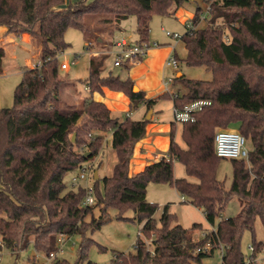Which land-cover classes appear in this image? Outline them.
Masks as SVG:
<instances>
[{"label":"trees","instance_id":"obj_1","mask_svg":"<svg viewBox=\"0 0 264 264\" xmlns=\"http://www.w3.org/2000/svg\"><path fill=\"white\" fill-rule=\"evenodd\" d=\"M186 0H77L61 7L65 0H0V25L20 36L29 33L40 44V66L25 67L14 90V104L0 108V237L5 247L19 258L33 243L36 252L48 255L57 248L59 235H79V257L85 264L87 247L94 232L110 220L108 209L117 217L138 221L144 237L136 251H114L112 264H194L222 253L223 264H259L264 241L255 236L257 219L264 225V0L211 1L209 24L186 30L182 40L187 48L183 59L189 66H205L210 80L174 77L183 87L147 98L143 90L134 91L135 81L112 71L102 72L103 60L91 57L85 80L89 93L103 87L122 91L130 98L131 108L144 104L147 110L158 102L172 99L174 107L205 100L195 111L194 120L183 121L182 146L175 138L178 124L171 123L168 156L147 164L130 175L135 144L145 136L150 119H120L103 102L85 97L80 104H68L60 97L64 83L60 75V54L70 46L65 39L69 28L91 31L86 14L119 23L130 15L137 20L136 41L150 40L153 14L167 15ZM203 9L192 17L196 23ZM99 29H93L98 39ZM99 34V31H98ZM88 40L87 49H91ZM1 64V63H0ZM123 69L129 68L127 64ZM184 88V89H183ZM236 126L253 147L249 163L230 158L233 177L228 188L218 177L222 158L215 151L217 128ZM94 131L98 133L94 134ZM112 131L117 162L111 175L95 178L93 205H83L86 189L67 185L66 176L79 170L102 150L106 134ZM73 134L75 138L73 139ZM174 161L181 162L189 177L174 174ZM150 182L168 183L201 208L212 229L202 223L185 227L166 204L157 219L159 204L147 199ZM241 201L239 211L221 217L231 196ZM98 208V215L95 209ZM132 209L133 217L125 216ZM204 230L196 238L195 230ZM249 231L253 251L246 255L242 239ZM206 242L210 252L198 251ZM28 264H36L33 262ZM51 264H79L57 258Z\"/></svg>","mask_w":264,"mask_h":264},{"label":"rangeland","instance_id":"obj_2","mask_svg":"<svg viewBox=\"0 0 264 264\" xmlns=\"http://www.w3.org/2000/svg\"><path fill=\"white\" fill-rule=\"evenodd\" d=\"M77 0H72L69 3H73ZM207 2L205 0H186L183 5L176 11H172L171 14L161 15L153 14L150 20V40L157 41L163 45L168 41L174 43L175 40L180 41L177 45V52L180 56L179 67L174 68L167 65L166 67V77H176L178 72L184 71L186 76L190 79L198 80H210L212 78V72L208 70L205 66H189L184 60L185 49L183 48V43L181 38L172 39L166 34V31L176 32L182 35L186 31V24L192 20V17L198 7H201L203 11L207 9ZM110 20L107 22H100V16L94 13L86 14L85 18L91 29H99L97 35L102 37L104 43L100 44L94 34V31L84 32L76 28H69L65 34V39L70 43V46L65 50V52L60 54V62L67 61L69 63V68L63 69L60 66V75L64 80L61 86L60 94L61 99L68 104H74L76 101L80 102L85 98L87 91L85 89V80L89 76V58L90 53L92 57L97 59H104L103 65L111 60V56H108L110 47L108 45L111 42L112 34L124 35L129 37L130 40H135L137 37L136 26L137 20L135 15H130L128 18L123 19L120 23L115 20L114 16H110ZM186 20V21H185ZM209 24L208 20L201 22L198 27H203ZM103 31V32H102ZM24 33V32H23ZM33 38V37H32ZM34 39V38H33ZM92 40V48L87 49L88 40ZM175 41V42H178ZM33 46L30 47L26 45L31 53L28 54L30 59L28 62L25 60V54L20 53L17 65L13 68V71H9L4 79L2 80V94L4 98L3 106L1 107H11L14 104V90L16 86L20 83L22 79V69L25 67H37L40 66V44L35 39L32 41ZM24 46V45H23ZM22 55V56H21ZM60 63V64H61ZM112 72L114 74H119L123 78L128 76V70L122 67L113 66ZM75 86V87H74ZM183 87L180 81H175L170 85V89ZM76 88V90H75ZM64 89H68L69 93L65 94ZM184 89V88H183ZM80 90V91H79ZM72 91V92H71ZM77 91V93H76ZM173 91V90H172ZM73 93L76 95L74 97ZM88 94V93H87ZM78 99V100H77ZM76 105V104H75ZM156 107L161 108V120L156 122L166 123L174 120L173 109L174 105L171 99H165L160 102ZM126 112L128 109H124L121 112L113 111L114 116L120 118L126 117ZM149 111L146 115H132L133 118H143L147 117ZM178 131L176 133V140L185 146V143L181 136V124L177 121ZM220 128H217V130ZM230 129L238 130L236 126H232ZM216 130V131H217ZM98 133L94 131V134ZM106 137H109V142L105 138L103 151H106V147H110V153L108 155H103L102 151L90 161L91 164V174L87 182H82V186L85 187L86 183L92 184L94 187V174L98 171V178L110 175L112 172V167L116 161V153L114 149L111 148L112 135L105 133ZM75 138V134H73ZM73 138V139H74ZM159 149L163 150V155L168 156L169 143L166 145L160 143ZM245 147L250 151L253 147L252 143L246 139ZM114 153V154H113ZM248 166H250L249 160H246ZM74 173H77L74 172ZM74 173H69L66 176L67 185L72 187L71 178ZM174 174L177 177H189L186 173L184 165L179 161H174ZM218 177L224 182L226 188L231 184L233 177V170L230 158H222L220 166L218 169ZM191 180L195 181V177H189ZM1 185V181H0ZM79 186H74L75 188ZM179 192L175 187L168 183H156L150 182L147 188V199L151 202L159 204V209L155 213V217L159 219L166 204L169 205L170 212H173L177 216V220L185 227H190L193 223H203L207 224V220L199 207L193 205L187 198L186 200L181 199ZM241 207V201L238 199L237 195L231 196L227 206L221 213L220 218L234 216ZM98 215V208L95 209ZM108 214L110 220L105 222L103 226L96 229L94 232H89V236L94 240L87 247L88 259L94 261L98 264H112V258L114 256V251L134 253L136 251L135 245L138 237H142L148 246L154 245L151 237H144L140 229L142 224L135 220H124L117 217L118 210L116 208L110 207L108 209ZM125 216L133 217L134 212L132 209H128L125 212ZM204 227V225H203ZM199 230V229H198ZM196 237L200 236V231L194 234ZM255 236L258 240L264 241V225L260 219H257L255 226ZM251 234L247 231L242 239V250L248 255L250 254L249 245L252 243ZM81 245V237L79 235L70 236V238L63 245V252L59 255V258L67 259L72 263L85 264L86 261L80 259L79 248ZM60 246V245H59ZM264 251L258 256V263L264 264ZM35 262L36 264H41L46 261L45 255L36 252L33 243H30L27 249L21 251L19 258L16 257L7 247L2 246L0 248V264H28ZM221 260V252L216 251L212 256L203 259L202 263L194 264H216Z\"/></svg>","mask_w":264,"mask_h":264},{"label":"crops","instance_id":"obj_3","mask_svg":"<svg viewBox=\"0 0 264 264\" xmlns=\"http://www.w3.org/2000/svg\"><path fill=\"white\" fill-rule=\"evenodd\" d=\"M70 1L72 0H65V3L61 5V7L66 6ZM186 21V20H185ZM120 23V22H119ZM103 32V31H102ZM121 38H126L130 40L129 37H125L124 35H117L114 33L112 34V39L111 42L108 43L110 50L115 47L116 42L121 39ZM138 38V35L136 39ZM172 38V37H171ZM135 40H130V41H136ZM173 39V38H172ZM34 39L32 36L24 32L20 36H16L15 32L8 29L4 25H0V108L3 106L4 98L2 94V80L6 76V74L9 71H13V68L17 65V61L19 60V55L20 53L25 54V60L28 62L30 59L28 58V54L31 53V50L26 47V45H29L30 47L33 46L32 41ZM178 41V40H175ZM174 43L170 40L166 43H163V45L160 43L159 46L152 47L148 50L147 54L138 62H135L134 64L130 65L128 68V76H130L132 79L135 81V86L138 87V89L143 90L145 93V96L147 98H152L156 97L160 94H162L164 91H166L165 85H164V80L167 78L166 75V60L167 58L174 54L178 61H180V56L178 55L177 52V45L180 41ZM183 43V48L185 49V55L184 58L186 57L187 54V48L185 46V43L181 39ZM98 42L102 44L104 40L102 37H98ZM107 44V43H104ZM102 44V45H104ZM24 45V46H23ZM22 56V55H21ZM108 56H111V60L105 65L102 66V72L103 73H108L112 71V67L115 66L113 63V57L111 53L108 52ZM92 57L90 53V58ZM89 58V60H90ZM183 58V59H184ZM182 60V59H181ZM23 71V69H22ZM178 73L185 74L184 71H180ZM122 77V76H121ZM187 77V76H186ZM86 84V83H85ZM75 87V86H74ZM86 93L85 97H92L93 99L97 101H101L105 103L111 111L115 112H121L124 109H128V112H126V116H130L131 118L132 115H138L141 117V115H146L148 111L151 110V115L149 118L143 117L150 119L149 123L146 126V134L143 138H141L136 144L134 148V153L130 161V168H129V173L130 175H134L138 173L139 171L143 170L144 167L154 161L160 160L162 157H165L163 155V150L159 149V144L162 143L163 147L166 145V143L171 142V137H170V130H171V123L173 120L170 122L166 123H156L161 120V108L156 107L160 102H158L152 109L147 110L146 106L144 104H140L139 106L135 108H131L130 106V98L128 95H126L122 91H117L110 89L108 87H103L101 91H95L93 93H89L88 86L86 84L85 86ZM175 89V88H174ZM76 90V88H75ZM172 90V89H170ZM64 93L67 94L69 93L68 89H64ZM80 91V90H79ZM72 92V91H71ZM77 93V91H76ZM88 93V94H87ZM73 94V93H70ZM74 97H76L75 94H73ZM61 97V94H60ZM62 98V97H61ZM78 100V99H77ZM172 100V99H171ZM173 102V100H172ZM79 104L78 101L74 103V105ZM118 117V116H117ZM133 118V119H142V118ZM120 118V117H118ZM173 118V117H172ZM124 119V118H120ZM178 131V129H177ZM109 134L112 135V141H111V148H113V134L112 131L109 132ZM106 141L109 142V137H106ZM176 138V135H175ZM104 148V146H103ZM102 148V149H103ZM103 155H108L110 153V147H106V151L101 150ZM100 151V152H101ZM116 153V151L114 150ZM114 154V153H113ZM117 154H116V161L117 162ZM114 163V165H115ZM113 165V167H114ZM113 167H112V172H113ZM111 172V174H112ZM110 174V175H111ZM180 194V193H179ZM181 199H185V196L180 195ZM201 209V208H199ZM202 210V209H201ZM203 212V210H202ZM204 214V212H203ZM205 216V215H204ZM203 224V223H202ZM204 225V230L207 229H212L213 226H211L208 222L207 224ZM202 230H195V233L200 231L201 236L204 235L205 231ZM196 237V236H195ZM198 238V236L196 237ZM264 256V255H263ZM258 262V259H257ZM261 264V263H259Z\"/></svg>","mask_w":264,"mask_h":264},{"label":"built area","instance_id":"obj_4","mask_svg":"<svg viewBox=\"0 0 264 264\" xmlns=\"http://www.w3.org/2000/svg\"><path fill=\"white\" fill-rule=\"evenodd\" d=\"M212 13L211 1L207 2L206 11H202L198 21L195 23L193 20L186 24V30H194L210 17ZM166 34L173 39L182 38V35L176 32L166 31ZM160 43L157 41H130L126 38L119 39L112 51H109L113 57V63L115 66H122L127 64L128 66L134 64L135 62L140 61L152 47L159 46ZM90 51V49H89ZM64 53V52H63ZM62 53V54H63ZM92 53V52H91ZM166 64L174 68L179 67V61L174 54L170 55ZM61 68H69V63L63 61L61 63ZM174 77H169L164 80V85L166 90H170V85L173 83ZM172 92V91H171ZM210 103L205 100H197L188 104H185L183 107H174L173 109V118L175 121L183 122L194 120L195 111L201 109L205 104ZM215 151L217 155L224 158H244L248 160L249 150L245 147V138L238 130H232L230 128H220L215 134ZM91 166L86 162L81 165L77 173H74L71 182L73 186L81 185L82 182H87L91 174ZM86 194L84 197L83 205H93L95 203L94 187L92 184L86 183L85 185ZM70 238L69 235L61 234L57 239V248L54 251H51L48 255H45L46 261L41 264H51L54 259L59 258V255L63 252L64 243ZM60 245V246H59ZM4 246L3 241L0 237V248ZM152 246H154L152 244ZM151 246V247H152ZM212 249V244L206 242L203 246L198 248V251L210 252ZM250 252L253 251L252 244L249 245ZM216 264H223L222 253L221 260Z\"/></svg>","mask_w":264,"mask_h":264},{"label":"water","instance_id":"obj_5","mask_svg":"<svg viewBox=\"0 0 264 264\" xmlns=\"http://www.w3.org/2000/svg\"><path fill=\"white\" fill-rule=\"evenodd\" d=\"M181 75H182L181 73H178L177 76L179 77V76H181ZM138 90H139L138 87H137V86H134V91H138ZM150 115H151V110L149 111V114H148L147 118H149ZM73 138H74V137H73ZM94 177H95V178H98V171H95Z\"/></svg>","mask_w":264,"mask_h":264}]
</instances>
